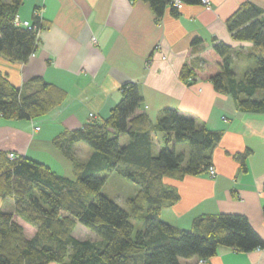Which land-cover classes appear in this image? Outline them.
Segmentation results:
<instances>
[{
  "label": "trees",
  "instance_id": "trees-1",
  "mask_svg": "<svg viewBox=\"0 0 264 264\" xmlns=\"http://www.w3.org/2000/svg\"><path fill=\"white\" fill-rule=\"evenodd\" d=\"M146 1L158 18L167 7L174 16L180 13L173 0ZM182 1L184 5L202 3ZM23 3L0 0V56L14 62H25L37 51L38 29L45 27L36 12L32 28L16 23ZM227 28L233 39L254 43L255 67L238 78L227 42L213 39L207 43L195 37L192 47L203 45L202 63L188 58L180 77L209 80L219 92L232 94L242 111L264 112L263 8L244 2L227 21ZM32 82L37 88L24 92L0 71V113L5 119L38 118L65 98V90L41 77ZM120 88L121 100L105 120H90L54 138V144L71 159L74 179L32 157L11 158L9 152H0V193L14 196L17 202L14 212L0 209V264H182L181 257L210 259L221 246L239 252L264 248L263 238L243 214H200L187 229L163 220L164 208L180 197L175 187L165 184V177L206 173L213 165L210 151L222 132L198 126L195 118L175 108L163 109L153 124L140 111L144 98L138 83L127 82ZM157 130L166 132V143L155 154L153 134ZM122 134L129 135L127 145L120 143ZM76 142L92 148V156L85 162L72 151ZM175 144L188 145L189 154L177 151ZM247 153L238 156L243 169ZM113 172L140 187L128 200L129 210L102 192ZM17 217L36 229L33 237ZM77 223L98 238H77L73 232Z\"/></svg>",
  "mask_w": 264,
  "mask_h": 264
},
{
  "label": "crops",
  "instance_id": "crops-1",
  "mask_svg": "<svg viewBox=\"0 0 264 264\" xmlns=\"http://www.w3.org/2000/svg\"><path fill=\"white\" fill-rule=\"evenodd\" d=\"M247 1L264 10V0H212L210 9L202 3L188 4L174 16L167 7L158 18L146 0H24L18 13L21 20L32 21L36 12L45 25L38 35V49L25 62L1 55L0 71L24 92L36 89L32 80L41 77L66 95L61 104L38 118L0 116V152L32 157L74 179L71 159L54 144V138L84 126L91 113L96 120H105L121 100L120 87L135 82L144 98L140 111L153 124L163 109L175 108L195 118L198 126L222 132L210 151L215 174L165 177V184L175 187L180 197L164 208L163 220L187 229L200 214H243L264 240V112L242 111L232 94L219 92L209 80L180 77L188 58L202 63L203 45L192 47L195 37L207 43L227 42L238 78L255 67L254 43L233 39L227 28L229 18ZM165 135L162 130L154 132L155 154L166 143ZM123 139L122 145H127L129 135ZM175 148L189 154L186 144H175ZM72 151L84 162L93 152L83 142L74 143ZM244 152H248L245 169L238 159ZM0 209L16 211L15 197L0 193ZM17 219L33 237L36 229ZM198 259L181 257L180 261L197 264ZM207 264H264V248L239 252L221 246Z\"/></svg>",
  "mask_w": 264,
  "mask_h": 264
},
{
  "label": "rangeland",
  "instance_id": "rangeland-1",
  "mask_svg": "<svg viewBox=\"0 0 264 264\" xmlns=\"http://www.w3.org/2000/svg\"><path fill=\"white\" fill-rule=\"evenodd\" d=\"M128 135L123 134L121 143H125L123 138H127ZM84 144V143H83ZM139 186L135 184L133 181L127 179L126 177L122 175H118L117 173L113 172L109 174V178L105 185L102 188V192L105 193L108 197L112 198L114 201H116L119 205L123 206L124 208L128 209V200L131 198V196H134L138 190ZM134 223L136 227H140V223L134 220ZM75 235L80 238H86L87 239L93 235H96L89 229H87L84 225L81 223L78 224L77 228L75 229Z\"/></svg>",
  "mask_w": 264,
  "mask_h": 264
},
{
  "label": "built area",
  "instance_id": "built-area-1",
  "mask_svg": "<svg viewBox=\"0 0 264 264\" xmlns=\"http://www.w3.org/2000/svg\"><path fill=\"white\" fill-rule=\"evenodd\" d=\"M173 3H174V5H175V7L176 8H178V9H181L183 6H184V3H183V1L182 0H173ZM202 5L203 6H205V7H207L208 9H210V8H212L211 6H212V0H202ZM16 23L17 24H19V25H22V26H29V27H33V23H32V21H30V20H25V21H23V20H21V18H20V16H18L17 15V17H16ZM37 28V26L35 27V29ZM40 31H41V29H38V35H39V33H40ZM94 40L96 41V39L94 38ZM191 80V79H190ZM0 116H2L1 115V113H0ZM95 117H96V114L95 113H91L90 114V119L91 120H95ZM38 129H39V127H38ZM9 156L11 157V158H16L17 157V155H16V153L15 152H9ZM211 174H215L216 173V171H215V167H214V165H211L210 167H209V170H208ZM209 261V259H205V258H199V261H198V263L197 264H207V262Z\"/></svg>",
  "mask_w": 264,
  "mask_h": 264
}]
</instances>
